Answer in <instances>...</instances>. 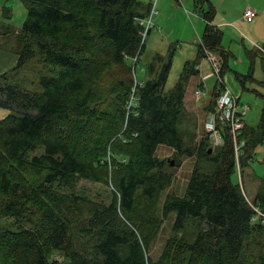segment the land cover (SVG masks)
<instances>
[{
  "label": "trees",
  "instance_id": "1",
  "mask_svg": "<svg viewBox=\"0 0 264 264\" xmlns=\"http://www.w3.org/2000/svg\"><path fill=\"white\" fill-rule=\"evenodd\" d=\"M22 1L27 19L20 30L0 26L16 33L19 45L8 48L17 57L15 66L0 74V108L8 111L0 118V195L7 198L0 212V264H154L145 250L161 220L171 213H175V233L190 221L200 224L182 264H245L242 252L249 241L260 250L256 264H264V239L259 240L264 238V175L256 197L246 199L240 183L230 180L235 162L227 133L221 132V146H212L204 138L184 194L165 198L161 219L151 208L171 182L165 161L156 157L157 148L166 144L175 150V157L192 155L183 145L177 122L182 113L197 112L192 106L194 90L204 85L195 69L197 60L184 65L168 93L164 87L171 60L156 56L147 67L148 79L137 81L138 86L125 78L111 86L109 93L118 107L114 112L105 111L104 104L96 101L84 71L97 61L98 49L117 67L134 74L132 59L138 62L143 51L141 23L151 6L139 0ZM210 8L201 16L207 25L198 57L202 59L204 48L218 53L222 74L227 54L221 49V33L209 24ZM34 51L43 63L60 68L58 75L39 81L40 93L7 81ZM84 54L90 59L82 68ZM217 90L215 86L206 111L213 110ZM263 136L264 111L256 129L245 125L242 130V170ZM36 148L42 152L28 157ZM209 149L214 155H209ZM203 157L214 162L211 173L198 167ZM107 176L112 194L106 206L52 191L53 185L74 189L79 179L98 182ZM79 201L89 208L78 234L95 238L86 251L78 250L70 239V217L80 211ZM51 250L60 251L69 262L49 261ZM165 252L169 254L167 245Z\"/></svg>",
  "mask_w": 264,
  "mask_h": 264
},
{
  "label": "rangeland",
  "instance_id": "2",
  "mask_svg": "<svg viewBox=\"0 0 264 264\" xmlns=\"http://www.w3.org/2000/svg\"><path fill=\"white\" fill-rule=\"evenodd\" d=\"M139 1L144 6L150 5L151 9L153 7L156 13L151 17L153 27L148 31L149 33L145 36L142 33L144 47L138 62L136 57L132 59V66L135 64L134 74L130 72V69L117 67L109 59L108 54H101L98 49L95 53L97 61L91 62L93 67L90 66L89 71H84L89 76L88 81H90L93 91L96 92V101L104 104L103 109L112 113L118 108L113 95L109 93L111 86L120 78L131 79L132 86H138L137 81L148 79L147 67L156 56L165 61H168L170 57L171 60V68L164 87L165 93L174 88L186 63H194L196 60L197 64L201 63L202 59L198 57V52L207 25L201 16L209 13L208 10H211L210 6H212L213 15L208 20L209 24L215 25L218 21L227 20L233 27L230 30L234 32L231 34L232 32L229 33L226 30V34L222 38L221 49L227 54L226 64L221 74L222 85L241 104L248 105L249 108L243 120L247 128L256 129L264 111V0H208L202 4L196 3L195 0ZM246 8H250L256 13L255 17L249 21H244L241 18ZM199 9H201L200 12ZM26 19L27 10L22 0H0V26L18 31ZM10 33L8 30L0 29V45L4 46L5 44L7 48H17L19 45L16 43V33L13 31L12 34ZM216 54L218 55V53ZM86 59H90V57L85 54L80 58L82 68L88 66ZM208 67L209 65L204 62L201 75L209 73ZM156 68L159 66L155 65ZM59 72V67L43 63L41 56L34 51V56L21 68L11 72L7 81L10 84H16L23 90L40 93L39 81L42 78L54 77ZM216 82L215 77H207L204 80L203 93H207V95L202 96L198 101H192V106L196 108L197 112L182 113L177 122V131L183 140V145L188 147L192 155L175 157V150L166 144L159 146L156 150V157L165 161L164 171L171 177L169 186L159 194L158 201L156 200L157 202L155 201L151 206L152 211L154 210L160 219L163 217L161 207L165 198L171 195L182 196L185 192L193 166L197 162V152L206 137L203 122L205 111L212 100L211 92L214 86L220 87ZM127 107L128 105L126 109ZM7 113L8 111L0 108V118H3ZM203 148L207 149L206 144ZM41 152L42 149L36 148L28 157L39 155ZM211 154L214 155L213 149L210 150L209 155ZM204 159L198 161V167L204 173H211L215 164L207 158ZM177 163L179 164L177 165ZM239 170L238 174L236 167L234 168L230 180L234 185L240 183L246 199L252 200L256 197L257 190L260 189V180L264 175V136L262 142L252 152L248 166L243 170L239 166ZM108 176L106 181L104 179L98 182L79 179L74 189L59 188L57 185H53L52 191L71 197L85 198L90 205L106 206L109 204L112 194ZM22 180L24 183L28 182L27 178ZM6 200L5 196L0 195V212ZM79 208L80 211L77 210L70 217L73 224V234L70 235V239L78 250L86 251L89 250L95 238L91 240L84 233L78 234L89 206L80 202ZM174 219L175 213H171L167 218L161 220L162 223L145 250L146 256L154 264H166L169 259V264H182L186 259L185 253L188 245L193 242L200 229L199 222L193 220L188 222L182 231L175 233L172 230ZM263 239V236L259 238V240ZM253 243L249 241L250 245L242 252L244 258H242V262L244 261L245 264H256L257 262L260 250L256 242ZM166 245L169 254L165 252ZM47 256L51 262H69L65 260L60 251L51 250Z\"/></svg>",
  "mask_w": 264,
  "mask_h": 264
},
{
  "label": "built area",
  "instance_id": "3",
  "mask_svg": "<svg viewBox=\"0 0 264 264\" xmlns=\"http://www.w3.org/2000/svg\"><path fill=\"white\" fill-rule=\"evenodd\" d=\"M154 13L156 12L152 7L149 16L141 23V25L144 27V35L153 27L151 17ZM255 15L256 13L254 11H252L250 8H246L243 11L242 19L244 21H249L253 19ZM204 62L209 65V73L206 75H201L202 64ZM195 69L200 73V83H202L207 77H215L217 81L216 83L220 85L216 91L217 97L213 110H208L205 113L203 122L204 135L210 139L212 146H221L224 144V138L222 137L221 132L227 133L230 136L233 145L235 167L239 174L241 150L245 144L240 138L242 130L245 126L243 118L245 117L249 107L246 104H241L239 100L235 99L229 90L222 85V60L217 54L204 48L202 62L196 65ZM199 85L194 90L195 101H198L202 96H204V85L203 83L202 85ZM254 210L258 215H261L258 209H255V207Z\"/></svg>",
  "mask_w": 264,
  "mask_h": 264
},
{
  "label": "crops",
  "instance_id": "4",
  "mask_svg": "<svg viewBox=\"0 0 264 264\" xmlns=\"http://www.w3.org/2000/svg\"><path fill=\"white\" fill-rule=\"evenodd\" d=\"M241 18H242V15H241ZM211 26H213L215 29H217L221 33L222 38L226 34V30L229 33L232 32L231 34L234 33L233 30H230L233 27H231L230 22L227 20L218 21L215 23V25H211ZM16 61H17V57L14 54V52H12L11 49L3 48L2 46H0V74L14 67L16 64ZM206 95L207 93L204 94V96Z\"/></svg>",
  "mask_w": 264,
  "mask_h": 264
},
{
  "label": "water",
  "instance_id": "5",
  "mask_svg": "<svg viewBox=\"0 0 264 264\" xmlns=\"http://www.w3.org/2000/svg\"><path fill=\"white\" fill-rule=\"evenodd\" d=\"M208 153H210V150H208ZM171 164H172V162H171Z\"/></svg>",
  "mask_w": 264,
  "mask_h": 264
},
{
  "label": "bare ground",
  "instance_id": "6",
  "mask_svg": "<svg viewBox=\"0 0 264 264\" xmlns=\"http://www.w3.org/2000/svg\"><path fill=\"white\" fill-rule=\"evenodd\" d=\"M216 54V53H215ZM219 56V55H218ZM220 57V56H219ZM221 58V57H220ZM222 60V59H221ZM204 82V81H203Z\"/></svg>",
  "mask_w": 264,
  "mask_h": 264
}]
</instances>
